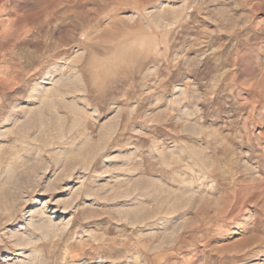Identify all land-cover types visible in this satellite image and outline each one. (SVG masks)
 Returning a JSON list of instances; mask_svg holds the SVG:
<instances>
[{"label": "rangeland", "instance_id": "1", "mask_svg": "<svg viewBox=\"0 0 264 264\" xmlns=\"http://www.w3.org/2000/svg\"><path fill=\"white\" fill-rule=\"evenodd\" d=\"M2 190L0 264H264V0H0Z\"/></svg>", "mask_w": 264, "mask_h": 264}, {"label": "bare ground", "instance_id": "2", "mask_svg": "<svg viewBox=\"0 0 264 264\" xmlns=\"http://www.w3.org/2000/svg\"><path fill=\"white\" fill-rule=\"evenodd\" d=\"M157 5V4H156ZM161 5V4H160ZM159 7V6H158ZM158 7H156V8H158ZM163 9V8H162ZM170 9V8H169ZM177 12V11H176ZM151 13V12H150ZM173 13H175V12H173ZM172 14V13H171ZM154 16H155V14H154ZM158 16V15H157ZM157 18V17H156ZM163 21V20H162ZM76 83V82H75ZM68 105V104H67ZM66 105V106H67ZM65 106V107H66ZM70 106V105H69ZM85 107V106H84ZM68 108V107H67ZM77 109V108H76ZM41 112L40 111H32V113H31V116H30V121L31 122H37V121H39V122H41V125L44 127V123L42 122L43 120H42V117H41V114H40ZM56 117V116H55ZM114 121V120H113ZM39 122H37V123H39ZM24 124V123H23ZM33 124H35V123H32V125ZM40 124V123H39ZM24 126V125H23ZM26 126V125H25ZM34 126V125H33ZM39 126V125H38ZM46 127V126H45ZM32 129V128H31ZM21 130V129H20ZM29 130V129H28ZM24 131V130H23ZM186 131V130H185ZM40 132V131H39ZM57 133L59 134V132L57 131ZM35 135V134H34ZM40 135V134H39ZM40 136H42V135H40ZM61 135L59 134L57 137H60ZM38 137V136H37ZM55 137H56V133H55ZM43 140L45 139L46 140V136H44V138H42ZM96 146H98V145H96ZM95 147H93V146H88V144H87V146H85V147H83V149H80V147H77V150H79V152L76 154V157L75 158H73L72 160H70V162H72V163H74V164H76L77 162H81V160L79 159V157L78 156H81L82 158H88V157H90V156H92L93 155V153H94V151H95ZM201 149V148H200ZM83 151V152H82ZM105 159V158H104ZM76 160V161H75ZM108 160V159H107ZM64 162V161H63ZM70 165H71V163H70ZM169 167V166H168ZM76 168V167H75ZM42 172V171H41ZM40 174V173H39ZM39 178V177H38ZM79 178V177H78ZM140 180V179H139ZM135 183V182H134ZM136 184H139V182L138 181H136ZM8 188V187H7ZM32 188V187H31ZM146 188H147V186H146ZM206 188H207V186H206ZM5 189V188H4ZM131 189V188H130ZM187 190H189V189H187ZM12 191V190H11ZM260 191V190H259ZM1 192H3V190L1 191ZM15 192V191H14ZM48 193V192H47ZM128 193V192H127ZM187 193V192H186ZM191 193H192V191H191ZM258 193V192H257ZM18 195H19V193L17 194V193H13V194H9V196L7 197V199H9L8 201H7V199L6 200H2V198H6L5 196L6 195H4V192H3V195L2 194H0V203H4V205L6 206V207H4V208H7V211L10 209V207L15 203V199L18 197ZM21 195V194H20ZM126 195V194H125ZM124 195V196H125ZM135 196V195H134ZM254 196V195H253ZM255 196H256V194H255ZM264 196V195H263ZM20 198V197H19ZM18 198V199H19ZM155 198V197H154ZM156 198H158L159 200H157V204H156V207L155 208H153V209H148V208H145L144 206H141V207H139V208H137L136 210H129L128 212H126L128 215H130V217H131V220L132 221H134V222H145L144 220L146 219V218H148V217H153L156 213H158V212H161V213H164L167 217H170V214L171 213H176V211L178 210V204H177V202H175V203H170V202H168L167 200H168V194L166 195V196H158V197H156ZM206 198V197H205ZM260 198H263V197H260ZM89 199V198H88ZM91 199V198H90ZM132 199H134V197L132 198ZM186 201V200H185ZM44 203V205L46 204L45 202H43ZM86 204V203H85ZM119 204V203H118ZM122 204V203H121ZM1 206V205H0ZM84 206V205H83ZM137 206H139V205H137ZM13 207V206H12ZM73 207V206H72ZM181 207V206H180ZM3 208V207H2ZM42 208V207H41ZM41 208H39V209H41ZM6 210V209H5ZM37 210V209H36ZM220 210V209H219ZM7 211H5V212H7ZM34 211V210H33ZM119 211V210H118ZM37 212L38 213H43L44 214V210H43V208H42V211H39V210H37ZM54 212V211H53ZM37 213V214H38ZM120 213H122V212H120ZM9 214V213H8ZM23 214V213H22ZM45 215V214H44ZM128 215L126 216L125 215V217L127 218L128 217ZM71 216V215H70ZM41 217V216H40ZM42 218V217H41ZM36 220H37V218H35ZM48 219H50V218H48ZM167 219V218H166ZM33 220V219H32ZM128 220H129V218H128ZM149 220V219H148ZM41 222H39V224H38V227H43L44 228V226H46V222L44 221V219H41L40 220ZM61 221V220H60ZM66 221H67V219H66ZM52 222V221H51ZM55 222V221H54ZM53 222V224H55ZM58 222V221H57ZM52 224V223H51ZM50 224V225H51ZM58 223H56V225H57ZM67 224V223H66ZM136 224V223H135ZM55 226V225H54ZM53 226V227H54ZM52 228V227H51ZM56 228V227H55ZM54 228V229H55ZM58 228V227H57ZM27 229V228H26ZM25 229V230H26ZM65 230V229H64ZM32 231V230H31ZM50 231H52L51 229H50ZM23 237V236H22ZM40 238V237H39ZM20 252V251H19ZM82 263V262H81Z\"/></svg>", "mask_w": 264, "mask_h": 264}]
</instances>
